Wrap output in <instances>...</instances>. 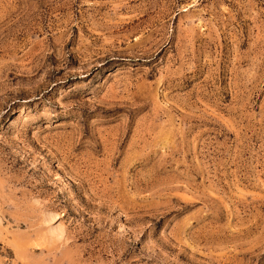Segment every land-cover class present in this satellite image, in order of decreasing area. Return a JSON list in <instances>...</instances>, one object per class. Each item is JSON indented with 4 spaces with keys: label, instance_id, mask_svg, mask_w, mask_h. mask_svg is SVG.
Segmentation results:
<instances>
[{
    "label": "rangeland",
    "instance_id": "obj_1",
    "mask_svg": "<svg viewBox=\"0 0 264 264\" xmlns=\"http://www.w3.org/2000/svg\"><path fill=\"white\" fill-rule=\"evenodd\" d=\"M0 264H264V0H0Z\"/></svg>",
    "mask_w": 264,
    "mask_h": 264
}]
</instances>
